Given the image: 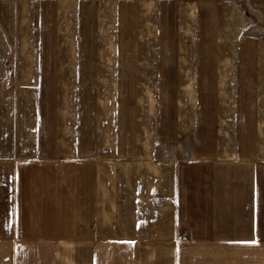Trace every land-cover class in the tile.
<instances>
[{"label":"crops","instance_id":"0c3cea01","mask_svg":"<svg viewBox=\"0 0 264 264\" xmlns=\"http://www.w3.org/2000/svg\"><path fill=\"white\" fill-rule=\"evenodd\" d=\"M118 1L104 59L78 34V59L62 60L52 5L0 0V264H177L176 199L199 158V112H214L217 148L232 150L233 190L249 204L238 212L257 210L264 39L247 29L264 22V0ZM250 222H234V248L261 244L241 234L261 227Z\"/></svg>","mask_w":264,"mask_h":264},{"label":"rangeland","instance_id":"374dc122","mask_svg":"<svg viewBox=\"0 0 264 264\" xmlns=\"http://www.w3.org/2000/svg\"><path fill=\"white\" fill-rule=\"evenodd\" d=\"M45 2L49 4L48 6L52 5L55 10L54 23L52 14L49 16V22L53 23L49 28L54 27L57 29L60 42L59 49H61V46L64 49L63 55L60 53V59H78L76 49L78 34H80L81 45H85L83 40L86 39L93 45L94 60L104 59L101 57L104 56L105 45L108 46L112 41L115 43L117 30L121 28L116 10L117 4H119L118 0H45ZM148 26V23H142L140 19L136 21V27L139 29ZM147 30L145 29L142 32L144 35L140 37V40L149 39ZM252 32L256 33L262 40L264 39V22L259 18L253 27L247 29V35H252ZM133 38L137 41L135 36ZM183 40L182 37L181 42L178 41V46H176L177 62L183 61L184 53L179 47L184 43ZM8 49L10 52V56H8L10 57L8 59L10 64L8 68L9 78V75L13 74L14 60H16L15 44L9 42ZM3 55L4 53L0 57H3ZM177 64V80H184L185 69L180 68V63ZM8 80L3 86L4 94L11 95L15 85ZM259 90L258 87V112L263 102L262 99L260 100L262 94ZM207 102L211 104V102ZM248 103L250 102H242V105H248ZM199 113L202 116V125L199 127L198 134L200 143L199 158L194 161L190 155L186 158L188 161L192 158V162H186L183 171V187L176 199L179 224L177 264H234L236 261L237 264H247L249 262H245L244 258L249 256L252 258V264H264V160L262 158V160L257 159L256 162H251V164L256 163L257 166V172L255 170L257 176H253V180H251V185L256 184L257 188V210L253 213L252 211L239 213L240 199L237 196L238 192L236 193L232 186V150L218 149L216 135L221 126H217L216 117L211 116L214 112ZM180 131L178 132V140L183 141L184 132L181 133ZM196 136L197 134L194 133V140ZM228 136L230 137L229 134ZM195 157L197 158V156ZM244 168H247V166H244ZM244 170L242 169V171ZM241 184L242 189L245 186L244 191L248 194L249 182L247 181L245 184L242 181ZM244 191L242 190V193ZM248 205L247 203L242 204L241 211H248ZM238 217L242 221L250 218L254 225L261 226L257 230L251 229L250 231L241 227V234L246 233L248 238L254 237L257 232L256 239L258 242L262 240L261 244L241 245L234 248L232 244L235 233L233 226ZM236 254L238 255L235 260L234 256Z\"/></svg>","mask_w":264,"mask_h":264}]
</instances>
